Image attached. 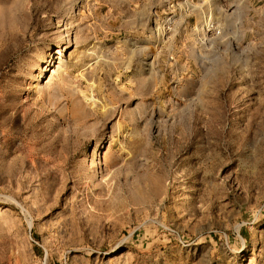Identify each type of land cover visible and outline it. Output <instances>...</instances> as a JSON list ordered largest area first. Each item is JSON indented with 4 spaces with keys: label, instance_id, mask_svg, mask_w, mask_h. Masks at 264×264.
Wrapping results in <instances>:
<instances>
[{
    "label": "rangeland",
    "instance_id": "1",
    "mask_svg": "<svg viewBox=\"0 0 264 264\" xmlns=\"http://www.w3.org/2000/svg\"><path fill=\"white\" fill-rule=\"evenodd\" d=\"M207 1L236 41L201 57L146 7L0 0V264H264V0Z\"/></svg>",
    "mask_w": 264,
    "mask_h": 264
},
{
    "label": "built area",
    "instance_id": "2",
    "mask_svg": "<svg viewBox=\"0 0 264 264\" xmlns=\"http://www.w3.org/2000/svg\"><path fill=\"white\" fill-rule=\"evenodd\" d=\"M191 11L197 13L192 22ZM151 32L154 41L165 43L170 41L185 44L188 35L193 37L198 45V52L203 57V51L217 52L224 44L231 46L236 41L235 24L232 20V10L219 7L222 16L215 13L211 3L207 0H166V4L151 11ZM170 57H172L170 55Z\"/></svg>",
    "mask_w": 264,
    "mask_h": 264
},
{
    "label": "crops",
    "instance_id": "3",
    "mask_svg": "<svg viewBox=\"0 0 264 264\" xmlns=\"http://www.w3.org/2000/svg\"><path fill=\"white\" fill-rule=\"evenodd\" d=\"M166 4V0H102L103 9L107 11H126L146 7L151 11ZM141 6V7H140Z\"/></svg>",
    "mask_w": 264,
    "mask_h": 264
},
{
    "label": "bare ground",
    "instance_id": "4",
    "mask_svg": "<svg viewBox=\"0 0 264 264\" xmlns=\"http://www.w3.org/2000/svg\"><path fill=\"white\" fill-rule=\"evenodd\" d=\"M58 53V52H57ZM48 68V67H47Z\"/></svg>",
    "mask_w": 264,
    "mask_h": 264
}]
</instances>
